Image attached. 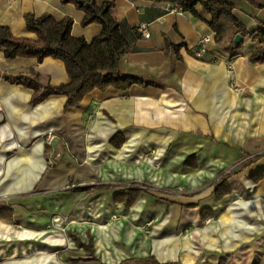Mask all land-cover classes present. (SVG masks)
<instances>
[{"label": "crops", "instance_id": "crops-1", "mask_svg": "<svg viewBox=\"0 0 264 264\" xmlns=\"http://www.w3.org/2000/svg\"><path fill=\"white\" fill-rule=\"evenodd\" d=\"M113 1L129 44L119 68L143 81L126 94L109 87L69 108L64 95L33 104L30 88L4 76L58 85L69 82L64 63L0 51V264H264V178H252L264 171V63L248 60L258 41L245 36L233 52L229 27L199 59L191 48L211 32L205 12ZM253 1L235 0L247 30L264 23V0ZM26 13L71 17V34L87 41L101 32L72 3L0 0V25L34 39ZM141 23L148 37L134 30ZM229 58L241 91L229 84ZM223 177L231 192L217 199ZM129 187L139 192L126 206L115 198Z\"/></svg>", "mask_w": 264, "mask_h": 264}, {"label": "trees", "instance_id": "trees-1", "mask_svg": "<svg viewBox=\"0 0 264 264\" xmlns=\"http://www.w3.org/2000/svg\"><path fill=\"white\" fill-rule=\"evenodd\" d=\"M62 3H72L83 11L81 21L83 26L90 23L101 25V32L87 41L83 37H74L71 34L73 20L64 17L55 20L50 14L35 16L31 13L24 14V21L28 31L33 32L36 38L16 37L10 27L0 25V51L8 59L15 57H35L42 61L46 57L59 59L64 63L69 82L58 85L41 84L34 78L23 74L4 78L15 83H20L32 90L31 102L36 104L50 95H64L66 97L65 108L78 105L82 99L92 90H105L114 88L121 94H126L133 84H142V79L123 73L119 68L121 54L128 48L127 39L122 33L120 22L112 16L113 0H61ZM154 2H166L177 5L184 12L191 13L196 18H203L201 12H205L204 19L210 31L215 33V42L220 43L223 35L229 27H234L236 33L242 37H249L251 41H258V45L252 48L248 55L250 63H264V23L247 30L236 13L235 0H149ZM249 4H255L253 0H243ZM256 5V4H255ZM258 7H263L257 4ZM138 33V30L134 27ZM230 42L231 51L235 52L242 46ZM236 54V53H235ZM233 54L232 56H234ZM116 139V138H115ZM113 139V143L119 146L123 139ZM244 163L241 167L245 166ZM238 170L231 171V174ZM252 178L259 180L264 178V171L255 173ZM139 189L131 188L120 191L116 196L117 202L130 206L137 197ZM231 192L227 177L221 178L215 185L214 194L221 199ZM0 208V215L1 210ZM9 216V214L7 215ZM78 245L85 247L89 255L92 248L89 242H81L75 235H70Z\"/></svg>", "mask_w": 264, "mask_h": 264}, {"label": "built area", "instance_id": "built-area-1", "mask_svg": "<svg viewBox=\"0 0 264 264\" xmlns=\"http://www.w3.org/2000/svg\"><path fill=\"white\" fill-rule=\"evenodd\" d=\"M178 11H182L181 8L178 6ZM137 30L144 36V37H148L149 36V32L147 31V24L146 23H141L138 27ZM214 36L215 33L213 32H209V33H204V34H200L196 43L194 44V46L191 48V52L193 53V55L199 59L204 58L205 55L208 53V47H209V43L212 42L214 40ZM212 60H216L219 58V55L216 53L212 54ZM227 64H228V72H229V84L231 86V88L234 91H241L242 88L240 86L237 85L236 80L233 76V71H232V63H231V59H227ZM56 133L54 132H49L46 135V141L48 144L51 143V141L56 137ZM3 201V203L5 205H9V198L6 199H1Z\"/></svg>", "mask_w": 264, "mask_h": 264}, {"label": "water", "instance_id": "water-1", "mask_svg": "<svg viewBox=\"0 0 264 264\" xmlns=\"http://www.w3.org/2000/svg\"><path fill=\"white\" fill-rule=\"evenodd\" d=\"M242 40H243L242 35L238 33L234 36L233 42L239 44L240 42H242Z\"/></svg>", "mask_w": 264, "mask_h": 264}, {"label": "rangeland", "instance_id": "rangeland-1", "mask_svg": "<svg viewBox=\"0 0 264 264\" xmlns=\"http://www.w3.org/2000/svg\"><path fill=\"white\" fill-rule=\"evenodd\" d=\"M203 264H205V263H203ZM208 264H210V263H208ZM219 264H229V261L226 260L225 258H221Z\"/></svg>", "mask_w": 264, "mask_h": 264}]
</instances>
